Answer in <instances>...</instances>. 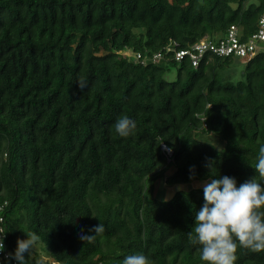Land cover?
Wrapping results in <instances>:
<instances>
[{
	"label": "trees",
	"instance_id": "16d2710c",
	"mask_svg": "<svg viewBox=\"0 0 264 264\" xmlns=\"http://www.w3.org/2000/svg\"><path fill=\"white\" fill-rule=\"evenodd\" d=\"M263 10L264 0H0V207L9 252L34 232L27 264H120L136 253L153 264H205L188 236L203 189L160 201L156 185L206 182L212 171L237 187L258 178L264 52L232 85L218 77L231 58L206 54L195 68L174 51L218 41L233 26L246 40ZM123 115L137 124L126 138L113 128ZM210 135L222 148L198 139ZM100 223L94 241L79 238ZM236 257L264 264V252L238 247Z\"/></svg>",
	"mask_w": 264,
	"mask_h": 264
},
{
	"label": "clouds",
	"instance_id": "9594fccd",
	"mask_svg": "<svg viewBox=\"0 0 264 264\" xmlns=\"http://www.w3.org/2000/svg\"><path fill=\"white\" fill-rule=\"evenodd\" d=\"M81 89L87 88L85 80L77 81ZM115 135L126 138L133 135L137 124L135 120L123 115L113 126ZM211 167V165L209 166ZM253 179L237 187L234 177L211 173L208 181L202 184L204 203L194 215V226L188 233L189 242L199 245V259L205 264H234L238 247L255 253L264 252V144L258 150ZM194 179V177H190ZM95 235L80 234L85 242H92L105 231L100 223L94 227ZM27 239L17 240V248L8 255L17 264H27L24 254L30 255L33 244L39 237L30 232ZM4 234L0 235V253L4 251ZM120 264H153L142 253L127 255Z\"/></svg>",
	"mask_w": 264,
	"mask_h": 264
},
{
	"label": "built area",
	"instance_id": "2783aa9c",
	"mask_svg": "<svg viewBox=\"0 0 264 264\" xmlns=\"http://www.w3.org/2000/svg\"><path fill=\"white\" fill-rule=\"evenodd\" d=\"M257 25V31L246 40L242 39L240 30L233 26L230 27L225 36L218 41L203 38L199 43L194 44L188 50L174 51V60L180 62L184 57H188L192 67L196 68L203 56L208 54L220 59L237 58L245 63L258 53L264 52V10L259 17ZM170 47L172 48L174 45ZM138 58L137 56V59ZM158 59L159 56H155L154 62H158ZM2 210L3 208L0 207V235L4 234L5 241L6 235L2 227ZM4 245V251L0 253V264H17L16 260L8 258L10 252L5 242Z\"/></svg>",
	"mask_w": 264,
	"mask_h": 264
},
{
	"label": "rangeland",
	"instance_id": "374dc122",
	"mask_svg": "<svg viewBox=\"0 0 264 264\" xmlns=\"http://www.w3.org/2000/svg\"><path fill=\"white\" fill-rule=\"evenodd\" d=\"M206 38V37H205ZM129 55V54H128ZM219 81L222 84H236L244 80V63L237 58H232L229 64H227L223 69L218 71ZM164 79L167 81H172L175 79V69L169 68L164 75ZM198 139L202 142L212 144L215 148H222V142L218 141V138L214 135L208 137L199 136ZM216 140L218 142H216ZM172 172V169L167 172ZM204 182H193L189 184L175 185L172 187L165 186L162 182L156 185V190L154 197L160 201H166L174 195L175 192H189L192 189H203L202 184Z\"/></svg>",
	"mask_w": 264,
	"mask_h": 264
},
{
	"label": "water",
	"instance_id": "95a60500",
	"mask_svg": "<svg viewBox=\"0 0 264 264\" xmlns=\"http://www.w3.org/2000/svg\"><path fill=\"white\" fill-rule=\"evenodd\" d=\"M162 149H163V150H166L164 147H162ZM170 154H171V153H169V155H170Z\"/></svg>",
	"mask_w": 264,
	"mask_h": 264
}]
</instances>
